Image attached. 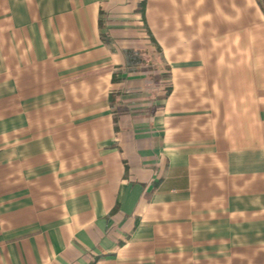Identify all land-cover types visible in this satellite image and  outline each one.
I'll return each instance as SVG.
<instances>
[{
	"label": "crops",
	"instance_id": "crops-1",
	"mask_svg": "<svg viewBox=\"0 0 264 264\" xmlns=\"http://www.w3.org/2000/svg\"><path fill=\"white\" fill-rule=\"evenodd\" d=\"M0 264H264L258 0H0Z\"/></svg>",
	"mask_w": 264,
	"mask_h": 264
},
{
	"label": "trees",
	"instance_id": "trees-1",
	"mask_svg": "<svg viewBox=\"0 0 264 264\" xmlns=\"http://www.w3.org/2000/svg\"><path fill=\"white\" fill-rule=\"evenodd\" d=\"M259 5L263 9L264 12V0H258ZM144 2L141 4L139 10L143 13ZM125 66L128 72H135L141 66L150 65L149 61L144 60L142 56V52L135 50H125L124 52ZM111 102L113 101L112 97L110 98Z\"/></svg>",
	"mask_w": 264,
	"mask_h": 264
}]
</instances>
